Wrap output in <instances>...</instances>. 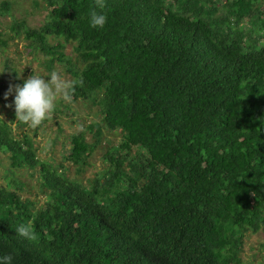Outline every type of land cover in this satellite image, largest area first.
<instances>
[{"label":"trees","instance_id":"16d2710c","mask_svg":"<svg viewBox=\"0 0 264 264\" xmlns=\"http://www.w3.org/2000/svg\"><path fill=\"white\" fill-rule=\"evenodd\" d=\"M39 27L14 19L10 41L67 63L72 100L98 104L122 140L84 183L38 157L0 117L9 172L31 169L44 195L0 185V257L12 264H241L247 231L264 233V0H45ZM10 2L0 3V16ZM107 23L92 28L89 13ZM246 21L250 24H244ZM72 43L80 68L64 53ZM8 68H11L6 64ZM21 124V121H17ZM70 136L77 171L101 140ZM30 225L35 238L16 229Z\"/></svg>","mask_w":264,"mask_h":264},{"label":"rangeland","instance_id":"374dc122","mask_svg":"<svg viewBox=\"0 0 264 264\" xmlns=\"http://www.w3.org/2000/svg\"><path fill=\"white\" fill-rule=\"evenodd\" d=\"M4 0H0V3ZM10 11L8 15L0 16V31L6 35L9 32V25L14 19H25L31 27H39L47 17L48 10L45 0H8ZM244 24H247L244 21ZM72 43H65L64 53L73 66L80 68L76 53L72 49ZM8 64L11 68L6 66ZM67 63L55 62L52 66L48 63V57L41 52L32 51L27 46V41L14 39L10 41L6 49L0 52V117L11 123L15 132H25L33 140L38 157L43 160H50L59 166H65L68 176L77 178L82 182L101 174L107 163L103 156L119 145L122 140L120 130H109L102 126L100 107L89 99H78L65 102L57 98L56 106L49 117L38 127L33 128L21 122L15 117L14 96L15 86L22 85L24 80L32 74L47 76L49 73L58 72L61 78L71 83L73 76L67 70ZM18 72V73H17ZM12 87L7 100L4 93ZM12 105V106H6ZM101 125V140L97 148L88 157V164L82 170L77 171V165H72L66 159L70 153L69 141L73 133L86 129L88 125ZM94 125V126H95ZM86 140L94 141L95 127L92 130L86 129ZM13 178L21 185L12 183L11 189L16 190L22 197L32 200L36 207L41 206L44 195L37 183V176L31 169H18L14 176L9 172V160L7 155L0 151V185L7 186ZM241 264H264V233L247 231L243 238L241 253Z\"/></svg>","mask_w":264,"mask_h":264},{"label":"clouds","instance_id":"9594fccd","mask_svg":"<svg viewBox=\"0 0 264 264\" xmlns=\"http://www.w3.org/2000/svg\"><path fill=\"white\" fill-rule=\"evenodd\" d=\"M97 7H104L103 0H97ZM106 23L107 16L103 12L93 10L89 13L90 27L103 28ZM72 90L73 85L65 82L58 72L53 71L47 76L32 74L22 85L15 86L13 100L15 117L28 126L36 128L53 112L58 96L65 102L72 100ZM11 91L10 86L4 93L5 100L8 99ZM16 232L29 240L35 238L31 226L27 224L18 226ZM0 264H12V257L10 255L0 257Z\"/></svg>","mask_w":264,"mask_h":264}]
</instances>
